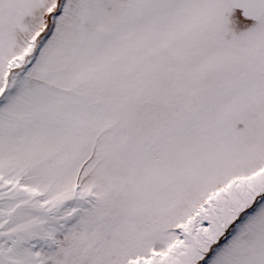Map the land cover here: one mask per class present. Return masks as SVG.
Masks as SVG:
<instances>
[{
  "label": "rangeland",
  "instance_id": "374dc122",
  "mask_svg": "<svg viewBox=\"0 0 264 264\" xmlns=\"http://www.w3.org/2000/svg\"><path fill=\"white\" fill-rule=\"evenodd\" d=\"M263 170L264 0H0V264H264Z\"/></svg>",
  "mask_w": 264,
  "mask_h": 264
},
{
  "label": "bare ground",
  "instance_id": "6f19581e",
  "mask_svg": "<svg viewBox=\"0 0 264 264\" xmlns=\"http://www.w3.org/2000/svg\"><path fill=\"white\" fill-rule=\"evenodd\" d=\"M61 56V55H60ZM60 56H58V58L60 57ZM63 56V55H62ZM61 58V57H60ZM63 59H65V58H63ZM59 61V60H58ZM63 61L64 60H62V63H63ZM68 61V60H67ZM66 61V62H67ZM68 63H70V60H69V62ZM68 63L66 64V66L68 65ZM70 65V64H69ZM62 67V66H61ZM64 67V66H63ZM73 67H74V65H73ZM69 68V67H68ZM67 68V69H68ZM75 68V67H74ZM63 69V68H62ZM66 69V68H65ZM61 70V69H60ZM63 71H64V69H63ZM66 71V70H65ZM69 71V70H68ZM73 70L71 69V71L70 72H65L66 74H68V73H71ZM60 72V71H59ZM65 73H63L62 75H64ZM61 74V73H60ZM59 74V76H61ZM73 74V73H72ZM58 76V77H59ZM65 76V75H64ZM64 76H61V80H63V81H65L64 80ZM69 76H70V74H69ZM68 76V77H69ZM72 76V75H71ZM67 77V76H66ZM67 80V79H66ZM35 103V102H34ZM258 180H259V182H262L263 183V181H264V170L259 174V176H258ZM239 185H236V187H238ZM0 187H2L1 185H0ZM4 187V186H3ZM4 189V188H3ZM231 191H232V188L231 187H227V188H225L224 190H222L221 192H219V194L220 195H230V193H231ZM25 199H27V198H25L24 196L23 197H20L19 199H15V200H10V199H7V198H4L3 197V199L2 200H0V206H1V210H3V209H5V212H6V209L8 210V209H10V208H12L13 207V205L15 206V204H16V202H18V201H24ZM18 204V203H17ZM16 204V205H17ZM214 206V199L213 198H210L208 201H207V205L206 206H204V207H202L194 216H192L191 218H189L185 223H184V225H183V228L184 229H186V230H190V229H192V228H200V227H202L203 228V226H202V224H203V221L205 220V214H206V211H207V208L208 207H213ZM62 207V206H61ZM60 209V208H59ZM58 212V211H57ZM61 212V211H60ZM59 213V212H58ZM4 214V213H3ZM216 214V213H215ZM222 215L220 214V213H218L217 215H216V219L218 220V222L219 223H221L222 222ZM218 223V224H219ZM220 226V225H219ZM214 232V231H213ZM202 234L205 236V237H207V238H209L210 237V234H211V232H208V231H202ZM213 236V235H212ZM211 236V237H212ZM179 250V252H181V253H183V254H186V252H187V250H188V246H186V247H181V248H179L178 249ZM168 261H170L172 264H174L173 263V261H174V256H173V253L172 254H170V256H169V259H168Z\"/></svg>",
  "mask_w": 264,
  "mask_h": 264
},
{
  "label": "trees",
  "instance_id": "16d2710c",
  "mask_svg": "<svg viewBox=\"0 0 264 264\" xmlns=\"http://www.w3.org/2000/svg\"><path fill=\"white\" fill-rule=\"evenodd\" d=\"M236 11H234V13H235ZM239 16V20L242 22H248L249 21V19L248 18H246V17H243L242 15L240 16V15H238Z\"/></svg>",
  "mask_w": 264,
  "mask_h": 264
},
{
  "label": "water",
  "instance_id": "95a60500",
  "mask_svg": "<svg viewBox=\"0 0 264 264\" xmlns=\"http://www.w3.org/2000/svg\"><path fill=\"white\" fill-rule=\"evenodd\" d=\"M69 205H64L63 207L60 208V211H63V209H67Z\"/></svg>",
  "mask_w": 264,
  "mask_h": 264
}]
</instances>
